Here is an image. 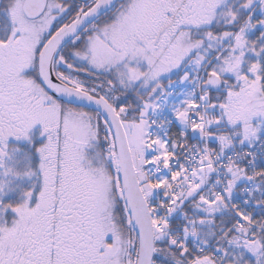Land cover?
Listing matches in <instances>:
<instances>
[{
	"label": "snow or ice",
	"instance_id": "obj_1",
	"mask_svg": "<svg viewBox=\"0 0 264 264\" xmlns=\"http://www.w3.org/2000/svg\"><path fill=\"white\" fill-rule=\"evenodd\" d=\"M0 264H264V0H0Z\"/></svg>",
	"mask_w": 264,
	"mask_h": 264
}]
</instances>
